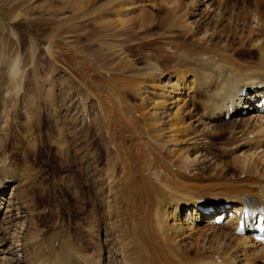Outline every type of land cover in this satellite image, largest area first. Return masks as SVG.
Returning <instances> with one entry per match:
<instances>
[{"label":"bare ground","instance_id":"1","mask_svg":"<svg viewBox=\"0 0 264 264\" xmlns=\"http://www.w3.org/2000/svg\"><path fill=\"white\" fill-rule=\"evenodd\" d=\"M208 1L194 0V6L204 4L211 11ZM92 15L94 11L82 13L85 18ZM253 17L246 39L235 47L216 41L208 46L210 40L195 44L200 40L195 33V45L173 47L172 43L165 48L169 54L163 67L148 61L133 68L140 83L156 89L155 99L152 108L144 98L139 107L125 103L122 107L119 95L118 110L111 112L115 118L107 112L103 115L108 117L102 119L103 131L112 142L105 200L113 204L105 211L94 202L87 224L78 222L88 237V249L81 236L78 243L62 228L61 218L60 224L56 221L50 227L39 224L33 189L40 184L35 176L15 170L13 163L7 165L0 154V214H4L0 215V264H258L264 260V244L255 233H237V222L248 204L264 216V14ZM245 45L248 49H242ZM7 66L10 73L19 74L17 61ZM113 83L120 87L116 78ZM137 85L129 82L131 88ZM85 94L93 98L91 91ZM146 97L151 100L153 95ZM226 134L240 136L229 162L219 158L233 147L229 146L234 140ZM60 140L58 148L70 151L72 141ZM211 206L220 211H202Z\"/></svg>","mask_w":264,"mask_h":264},{"label":"rangeland","instance_id":"2","mask_svg":"<svg viewBox=\"0 0 264 264\" xmlns=\"http://www.w3.org/2000/svg\"><path fill=\"white\" fill-rule=\"evenodd\" d=\"M85 2L0 0V154L7 159V165L13 163L15 170L35 176L40 184L33 189L34 212L38 211L39 224L50 227L56 221V224L64 221L60 224L62 228L66 227L78 243L81 236L82 244L88 249V237L81 233L78 222L87 224L95 203L101 204L105 211L113 204L105 200L110 190L106 178L112 142L103 131V115L109 113L115 118L120 101L139 107L144 98L152 108L155 99L156 89L140 83L133 68L148 61L163 67L169 54L165 48L172 43L173 47L188 46L199 38L195 44L208 43V40V46L215 41L227 47L242 44L253 14H264V2L211 0L207 2L212 3L209 4L211 11L204 4L194 6V0ZM132 5L136 6L133 10ZM85 11H94L93 17H82ZM198 28L203 31L201 34ZM204 30H208L206 34ZM242 49H248V45ZM13 60L18 62V75L10 73L7 66ZM113 78L123 85L126 83L128 88L121 84L117 88ZM131 80L137 82L135 88L129 86ZM88 91L93 98L86 96ZM148 93L153 95L151 100L146 97ZM62 137L72 141L70 151L58 148ZM227 138L234 141L228 155L219 157L223 162L231 161L234 144L238 145L240 136ZM242 147L245 146L240 144L239 148ZM96 182L98 185H93ZM99 184L105 188L103 192ZM11 191L12 187L6 189L3 198H8ZM100 236L104 242L105 230ZM108 256L106 247L105 262ZM258 264H264V260Z\"/></svg>","mask_w":264,"mask_h":264}]
</instances>
